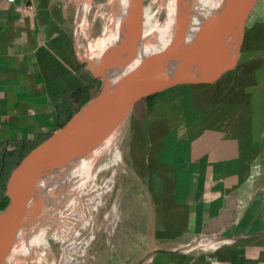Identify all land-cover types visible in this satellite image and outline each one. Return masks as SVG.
<instances>
[{"label": "crops", "instance_id": "crops-1", "mask_svg": "<svg viewBox=\"0 0 264 264\" xmlns=\"http://www.w3.org/2000/svg\"><path fill=\"white\" fill-rule=\"evenodd\" d=\"M71 13V0H0V156L34 148L92 98L97 79L79 61ZM154 103L132 141L144 150L149 245L173 251L153 264H264V114L248 122L208 109L191 129L181 104ZM209 236L223 242L182 254Z\"/></svg>", "mask_w": 264, "mask_h": 264}, {"label": "water", "instance_id": "water-1", "mask_svg": "<svg viewBox=\"0 0 264 264\" xmlns=\"http://www.w3.org/2000/svg\"><path fill=\"white\" fill-rule=\"evenodd\" d=\"M260 1L226 0L222 15L225 27L214 47L216 54L210 61L205 54L199 57L184 54L183 51L188 50L184 49L187 35L194 22L182 17L163 50L142 64L137 63L136 56L128 59L127 56L136 50L138 28L142 23V5L135 6L134 0H128L124 8L120 5L112 15L108 26L113 30V39L99 60L89 54L81 55L76 42L80 63L93 78L102 81L101 89L65 124L32 148L6 178L3 190L8 203L0 212V264H7L12 255L27 205L42 179L66 164L94 154L109 139H122V147L140 101L173 91L214 85L237 67L247 23ZM99 215L97 208L83 233L84 239L92 235ZM43 248L41 246L40 250ZM163 252L173 251L154 249L144 256L142 263Z\"/></svg>", "mask_w": 264, "mask_h": 264}, {"label": "rangeland", "instance_id": "rangeland-1", "mask_svg": "<svg viewBox=\"0 0 264 264\" xmlns=\"http://www.w3.org/2000/svg\"><path fill=\"white\" fill-rule=\"evenodd\" d=\"M146 1L149 8L158 9L157 0H144ZM119 4V0H71L72 34L75 36L81 55L85 54V48L88 46L87 38L94 41L100 37L109 18L119 10ZM103 15L107 16L104 18ZM83 19L89 23L86 37L83 36L84 32L80 31ZM247 28L242 55L237 67L226 73L216 84L165 93L152 99L142 100L137 104L130 129L121 147L122 164L126 166L116 174L114 190L109 197L110 200L106 201L109 203H102L104 207L102 205L99 207L100 215L96 221V223L99 221L98 226L95 224L94 233L92 231L88 239H84V232L80 234L76 244L49 237L48 244L51 246L49 249L55 256L54 258L52 256L53 259L49 258L50 261L55 259L54 261L58 264L156 263L152 259L154 255L142 263L144 256L154 250V247L149 245L148 226L144 224L147 218L144 206L148 201L147 193L144 192L142 174L144 150L134 149L132 143L138 126V133L142 135L143 132L137 121L144 120L143 124L147 130L146 120L154 115L155 101L166 102L172 104L173 107L181 104L184 117L182 123L183 125L191 124V129L208 109L212 111L226 106L231 112L228 117L243 118L248 122L257 118V115L264 114L260 110H254L256 106L260 107L262 99L256 87L262 86L264 90V0L256 6L247 23ZM214 47H217V44L205 52L204 57L209 61L216 54ZM101 86L102 81H96L90 95L96 96ZM244 104L248 106L247 110L240 111L238 108L244 107ZM7 203L8 200H6V205ZM112 208H117V211L106 221L104 216ZM190 243H192L191 246L186 244L181 249L182 254L189 255L206 251L201 247L196 248L193 245L194 242ZM85 245L86 250H84Z\"/></svg>", "mask_w": 264, "mask_h": 264}, {"label": "bare ground", "instance_id": "bare-ground-1", "mask_svg": "<svg viewBox=\"0 0 264 264\" xmlns=\"http://www.w3.org/2000/svg\"><path fill=\"white\" fill-rule=\"evenodd\" d=\"M187 1L157 0L158 9L152 10L147 6V1L134 0L135 6L142 5V23L140 27L137 24L139 35L136 50L127 58L136 56L137 63L142 64L153 54L163 50L171 40L181 17L194 22L187 35L184 49L188 50H184V54L199 57L217 44L225 27L222 15L226 0ZM119 3L124 8L128 0H119ZM103 16L105 18L107 15ZM111 20L110 17L103 35L94 41L87 38L89 43L84 55L89 54L99 60L113 39V30L108 26ZM86 21L83 19L80 30L85 37L88 36L89 25ZM121 140L109 139L94 154L66 164L42 179L27 205L25 219L21 223L7 264H58L55 259L50 261L55 256L51 249L46 248L49 245L48 238L54 237L76 244L80 234L89 226L93 212L110 200L116 174L126 166L122 164ZM116 211L117 208L107 211L104 216L106 221ZM98 223L99 221L97 226ZM222 242V239L209 236L196 240L193 245L210 250ZM41 246L45 248L40 250Z\"/></svg>", "mask_w": 264, "mask_h": 264}, {"label": "trees", "instance_id": "trees-1", "mask_svg": "<svg viewBox=\"0 0 264 264\" xmlns=\"http://www.w3.org/2000/svg\"><path fill=\"white\" fill-rule=\"evenodd\" d=\"M96 81H98V80H95V82ZM72 97H74V99L80 100L81 93L76 92V93L72 94ZM74 112H75V110L70 114V116L67 118L65 123L74 115ZM35 145H37V144H35ZM31 148L32 147L30 145L25 144V143H21V144L17 145V149L14 150V152L12 154L4 152L0 156V197H2L4 195V190H3L4 189V183H5L6 178L9 175V173L19 163V161L24 157V155H26L31 150ZM6 200H7V198H6Z\"/></svg>", "mask_w": 264, "mask_h": 264}, {"label": "built area", "instance_id": "built-area-1", "mask_svg": "<svg viewBox=\"0 0 264 264\" xmlns=\"http://www.w3.org/2000/svg\"><path fill=\"white\" fill-rule=\"evenodd\" d=\"M9 1H12L13 2L14 0H9Z\"/></svg>", "mask_w": 264, "mask_h": 264}]
</instances>
